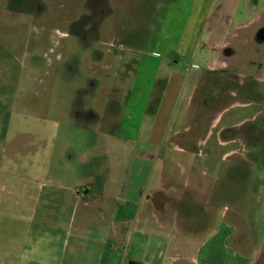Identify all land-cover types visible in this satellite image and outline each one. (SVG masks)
Listing matches in <instances>:
<instances>
[{"label":"rangeland","instance_id":"374dc122","mask_svg":"<svg viewBox=\"0 0 264 264\" xmlns=\"http://www.w3.org/2000/svg\"><path fill=\"white\" fill-rule=\"evenodd\" d=\"M150 1H159L155 16L146 14ZM171 1L0 0L3 250L30 224L21 221L30 203L16 205L22 192L38 181L73 182L82 167L86 182L103 176L134 183L120 212L135 211L146 184L153 194L149 211L162 214L167 206L177 215L168 237L172 264H264V41L252 37L235 52L247 67L233 78L214 79L213 92L224 87L222 99L201 103L198 89L181 130L192 126V138L183 143L201 153L160 155L173 106L159 105L166 80L156 78L165 74L158 67L167 60L157 37ZM258 8L264 24V0ZM190 64L186 58L177 63L183 71ZM225 126L223 136H246L247 144L221 147ZM197 136L207 140L198 144ZM238 145L241 153L225 154ZM162 172L173 185L167 200L153 190ZM79 208L66 205L61 212L88 211Z\"/></svg>","mask_w":264,"mask_h":264},{"label":"crops","instance_id":"0c3cea01","mask_svg":"<svg viewBox=\"0 0 264 264\" xmlns=\"http://www.w3.org/2000/svg\"><path fill=\"white\" fill-rule=\"evenodd\" d=\"M258 2L259 0L171 1L165 31L157 37L167 60L158 67L163 68L162 72L165 74L156 78L157 82L164 78L166 80L159 105L160 108L168 103L173 106V113L166 120L169 127L166 128L163 145L158 147L160 155L173 151L188 156L201 153V150L195 153L183 143L192 138V126L190 131L187 128L184 133L181 126L189 119V111L198 89L201 88L202 91L201 103L204 102L203 98L209 96L210 99H222L221 90L224 87L221 85V89L217 87V91L213 92L211 86L214 79L218 77V80L225 82L233 78L239 68L247 67L245 62L241 65L243 59L235 52L251 45L252 37L264 41L260 36H264V24L261 23ZM157 6L159 8V1H150L145 9L147 16H155ZM247 56L251 55L245 52L244 57ZM183 58L191 60V66L186 71L177 65ZM252 59L253 57L251 61ZM196 61L204 63L205 67H194ZM115 110H112V114H116ZM227 127H222L218 135L221 147H231L229 144L239 142H243L241 145L247 144L246 136H223L222 130ZM113 128L111 134L117 128L116 123L112 125ZM206 140L202 136L196 137L198 144H203ZM254 141L255 144L258 143L256 139ZM206 147L211 148L209 145ZM237 149L241 153L239 151L242 148L238 145L225 154H236ZM130 169L127 168L126 173ZM51 170L52 168H47L46 173H51ZM74 172L79 175L73 182L38 181L29 187V192H22V199L16 200V205L20 204L21 208L23 205H30V215L21 219L30 221V224L25 231L22 226V231H16L14 242L9 247L7 245L3 250L0 245L1 264L173 263L171 250L174 248L168 237L169 233L177 229V215L171 213L167 206L165 211H161L162 214L149 211L153 204V194L146 184L135 211L122 213L120 209L128 204V196L135 191L134 183L123 182L125 180L120 183L108 182L103 180V176L86 182L84 178L89 173L87 168L79 167ZM171 188L173 185L167 184L162 172L158 185L153 190H159L165 195L164 200H167L166 195L172 193ZM66 205H77L78 209L81 205L88 211L61 212ZM247 242H250L248 238ZM161 245L165 247H160Z\"/></svg>","mask_w":264,"mask_h":264},{"label":"water","instance_id":"95a60500","mask_svg":"<svg viewBox=\"0 0 264 264\" xmlns=\"http://www.w3.org/2000/svg\"><path fill=\"white\" fill-rule=\"evenodd\" d=\"M260 36L264 38V36H262V34H260Z\"/></svg>","mask_w":264,"mask_h":264}]
</instances>
